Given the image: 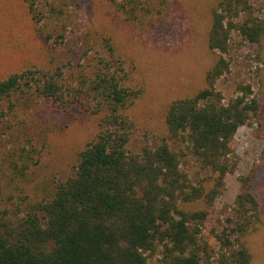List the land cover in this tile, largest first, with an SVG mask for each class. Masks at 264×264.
I'll use <instances>...</instances> for the list:
<instances>
[{
    "label": "trees",
    "instance_id": "16d2710c",
    "mask_svg": "<svg viewBox=\"0 0 264 264\" xmlns=\"http://www.w3.org/2000/svg\"><path fill=\"white\" fill-rule=\"evenodd\" d=\"M161 2L162 0H158ZM41 23L37 0H24ZM131 23L159 13L157 0H110ZM52 19L62 15L53 8ZM57 16V17H56ZM233 33L251 44L264 39V19L251 0H216L207 45L220 53L195 94L172 101L167 137L154 146L130 147L134 124L128 111L141 95L110 38L75 82L60 68H31L0 80V121L22 98L50 100L61 112L82 109L99 117V132L79 153L72 174L50 200L14 210L1 208L0 264H149L160 249L163 264H249L246 238L261 222V206L245 183L224 217L212 209L237 166L238 128L257 119L261 103L250 85L225 101L217 80L229 70L225 58ZM60 42L53 34L46 41ZM84 54L87 56L88 51ZM192 157L208 179L194 181L183 169ZM28 163L30 152L22 155ZM24 163L21 171L28 169ZM198 206L197 208H193ZM218 243V250L205 238Z\"/></svg>",
    "mask_w": 264,
    "mask_h": 264
},
{
    "label": "rangeland",
    "instance_id": "374dc122",
    "mask_svg": "<svg viewBox=\"0 0 264 264\" xmlns=\"http://www.w3.org/2000/svg\"><path fill=\"white\" fill-rule=\"evenodd\" d=\"M215 1L157 0L159 13L131 23L110 0H37L44 19L36 23L24 0H0V80L31 68L61 67L65 79L75 82L92 57L104 53L103 39L110 38L129 74V85L142 92L128 111L134 124L130 147L137 150L147 142L156 146L168 135L170 103L203 89L207 72L220 57L207 45ZM251 2L264 19V0ZM53 8L62 15L52 19ZM49 34H64L63 43L46 41ZM224 56L229 70L216 86L225 101L236 97L241 85H250L261 111L238 128L233 145L237 166L227 174L212 212L222 219L247 183L261 206V222L246 238L249 264H264V39L251 44L233 33ZM16 105L0 121L1 208L11 210L53 198L58 184L78 164L79 153L99 132V117L80 108L61 112L50 100L36 96H26ZM28 152L31 160L26 163L22 155ZM24 163L29 167L21 171ZM183 169L194 181L209 178L192 157ZM205 235L218 250L215 239ZM160 250L148 254L149 264H163Z\"/></svg>",
    "mask_w": 264,
    "mask_h": 264
}]
</instances>
